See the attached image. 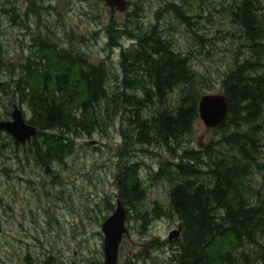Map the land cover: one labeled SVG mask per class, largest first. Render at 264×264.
Segmentation results:
<instances>
[{"label": "rangeland", "instance_id": "1", "mask_svg": "<svg viewBox=\"0 0 264 264\" xmlns=\"http://www.w3.org/2000/svg\"><path fill=\"white\" fill-rule=\"evenodd\" d=\"M128 1V9L120 12L112 11L105 0H17L15 10L8 0H0V82L4 85L0 87V120L11 119L14 103L27 121L32 119L29 101L21 95L14 97L13 82L39 42L80 50L92 62H107L118 70L123 54L132 52L137 36L153 25L162 29L177 51L188 56L202 95L224 93L225 74L243 49L238 30L231 26L228 2ZM134 12L144 30L124 25ZM180 13L188 19H181ZM116 76L110 75L112 88ZM168 96L173 106L182 92L177 89ZM122 126L125 128L121 114L114 116L104 103L98 129L74 137L75 152L55 161L53 170L37 162L29 148L32 143L22 145L1 130L0 264H85L87 259L103 263L102 224L128 183L122 169L133 160L139 163L135 169L145 197L124 204L127 232L119 262L153 264L168 259L173 242L169 235L179 229L181 220L169 206L171 183L158 179L157 174L162 164L171 166L176 161L175 155L163 146L132 145L129 129L122 130ZM215 129H208L199 115L187 136V148L202 154L213 139L221 138ZM257 161L264 167V145ZM251 179L261 184L264 171L258 170Z\"/></svg>", "mask_w": 264, "mask_h": 264}, {"label": "trees", "instance_id": "2", "mask_svg": "<svg viewBox=\"0 0 264 264\" xmlns=\"http://www.w3.org/2000/svg\"><path fill=\"white\" fill-rule=\"evenodd\" d=\"M225 1L243 49L223 79L228 115L215 129L221 138L213 139L202 154L187 148L202 96L188 56L157 25L144 30L137 12L124 25L144 32L132 52L123 54L118 70L107 62H92L80 50L44 41L34 46L13 82L14 97L21 95L32 106L28 122L39 129L40 139L29 148L46 170L75 152L74 137L98 129L104 103L114 116L121 114L132 145L163 146L175 155L171 166L161 165L157 178L171 183L169 206L181 220V232L169 239L168 259L153 264L264 261V181L251 179L264 171L257 161L264 145V0ZM180 17L188 19L183 13ZM110 75H117L115 88ZM177 89L182 97L171 106L168 95ZM135 162L122 169L128 182L120 190L124 204L145 197Z\"/></svg>", "mask_w": 264, "mask_h": 264}, {"label": "water", "instance_id": "3", "mask_svg": "<svg viewBox=\"0 0 264 264\" xmlns=\"http://www.w3.org/2000/svg\"><path fill=\"white\" fill-rule=\"evenodd\" d=\"M107 6L124 12L128 7V0H106ZM2 83L0 82V86ZM199 115L208 129L216 128L228 115V101L224 93L212 94L206 93L201 96L199 101ZM0 129L10 133L11 136L22 145H30L33 138L39 134L35 125L27 122L22 109L14 103V109L11 113V119L0 120ZM127 210L121 197L118 196L116 208L113 213L105 219L102 224L104 234V261L103 264H122L119 262L120 246L125 233ZM179 229H174L169 238L179 236Z\"/></svg>", "mask_w": 264, "mask_h": 264}, {"label": "flooded vegetation", "instance_id": "4", "mask_svg": "<svg viewBox=\"0 0 264 264\" xmlns=\"http://www.w3.org/2000/svg\"><path fill=\"white\" fill-rule=\"evenodd\" d=\"M17 0H8V3L10 4V6H11V9H13V10H15V8H16V2ZM22 1V0H21ZM106 1V0H105ZM128 3H129V1H128ZM107 5V4H106ZM22 6H24V4L22 5ZM109 7V6H108ZM112 11H115V10H117V9H112L111 7H109ZM127 9H128V7H127ZM126 9V10H127ZM117 11H119V10H117Z\"/></svg>", "mask_w": 264, "mask_h": 264}, {"label": "bare ground", "instance_id": "5", "mask_svg": "<svg viewBox=\"0 0 264 264\" xmlns=\"http://www.w3.org/2000/svg\"><path fill=\"white\" fill-rule=\"evenodd\" d=\"M39 130V129H38ZM119 196H120V194H119Z\"/></svg>", "mask_w": 264, "mask_h": 264}]
</instances>
